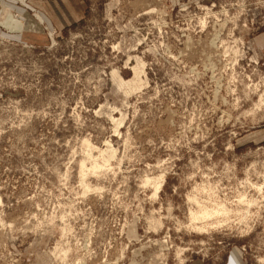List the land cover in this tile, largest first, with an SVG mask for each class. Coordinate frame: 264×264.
<instances>
[{
  "label": "rangeland",
  "instance_id": "374dc122",
  "mask_svg": "<svg viewBox=\"0 0 264 264\" xmlns=\"http://www.w3.org/2000/svg\"><path fill=\"white\" fill-rule=\"evenodd\" d=\"M24 1L0 264H264V0Z\"/></svg>",
  "mask_w": 264,
  "mask_h": 264
},
{
  "label": "crops",
  "instance_id": "0c3cea01",
  "mask_svg": "<svg viewBox=\"0 0 264 264\" xmlns=\"http://www.w3.org/2000/svg\"><path fill=\"white\" fill-rule=\"evenodd\" d=\"M3 1H8V0H0V7L5 6V4H3V3H5V2H3ZM14 1L18 2V7L21 8V10H20V9H18V10H13L14 13H16V15H18V16L22 19V21H20V22H22L21 27L7 28L6 26L2 25L1 23H0V25L3 26V27H6V28L9 29L10 31H22V30L24 31V30H25V26H26V24H27V22H28V17H27V15H26V13H28V11H29V10H27L28 7H29V5H28V3H26L24 0H14ZM1 12H2V11L0 10V13H1ZM40 13H41V12H40ZM9 14L12 16V19H14L15 22H19L18 20H16V19L14 18V15H13L11 12H9ZM38 15H40V14H38ZM40 16H41V15H40ZM41 18H42V16H41ZM38 20H39V19H38ZM39 21H40V20H39ZM42 21H43V18H42ZM40 22H41V21H40Z\"/></svg>",
  "mask_w": 264,
  "mask_h": 264
},
{
  "label": "bare ground",
  "instance_id": "6f19581e",
  "mask_svg": "<svg viewBox=\"0 0 264 264\" xmlns=\"http://www.w3.org/2000/svg\"><path fill=\"white\" fill-rule=\"evenodd\" d=\"M3 12L0 13V23L4 26H6L7 28H15V27H21L22 22H15L14 19H12V16L9 14V12H7L5 15L2 14ZM40 18V17H39ZM41 19V18H40ZM85 169V168H84ZM82 168V170H84ZM156 181V180H155ZM154 181V182H155ZM159 182V181H158ZM156 187H159V184L156 185ZM155 188V190H159ZM210 214H212V211H208L206 210H202L200 214H195L194 218H206L207 216H209Z\"/></svg>",
  "mask_w": 264,
  "mask_h": 264
}]
</instances>
